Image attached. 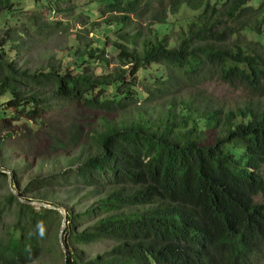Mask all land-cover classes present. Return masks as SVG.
<instances>
[{
  "label": "trees",
  "instance_id": "1",
  "mask_svg": "<svg viewBox=\"0 0 264 264\" xmlns=\"http://www.w3.org/2000/svg\"><path fill=\"white\" fill-rule=\"evenodd\" d=\"M98 1L105 5L94 15L100 21L88 23L93 39L67 54L64 71L20 68L24 45L12 47L14 59L5 52L16 33L0 41V133L10 118L43 127L62 102L100 114L136 107L133 118L102 124L93 156H78L75 169L54 159L20 191L74 202L60 264H261L264 204L255 198L264 197V110L216 108L190 91L214 80L264 89V0ZM13 9V0H0V15ZM6 199L17 209L0 239V264H51L41 260L59 246L61 214L11 191ZM101 242L111 245L90 250Z\"/></svg>",
  "mask_w": 264,
  "mask_h": 264
},
{
  "label": "rangeland",
  "instance_id": "2",
  "mask_svg": "<svg viewBox=\"0 0 264 264\" xmlns=\"http://www.w3.org/2000/svg\"><path fill=\"white\" fill-rule=\"evenodd\" d=\"M94 1L13 0V14H3L9 15V18L0 15V41H6L8 33H16L14 42H6L5 52L8 57L16 58L12 51L14 45H24L19 51L18 67L34 73L43 71L48 65H52L60 72L64 71L66 66L72 64V60L68 58L67 54L80 47L81 43L93 39L88 23L93 22V19H98L94 15L105 5L98 0L99 5H93ZM99 21L98 19L97 22ZM77 35L81 36L80 40ZM109 39V42H106V58L109 65L108 70H111L115 67L114 58L117 54L110 49L112 41H115V36L109 35ZM104 71L106 69L102 67L93 69L94 74H102ZM129 80L131 81V78ZM137 88L136 95L139 101H143L144 97L140 92L144 91V88L141 84ZM197 88V91L191 90L190 93L195 96L198 95L197 93H202L216 108L236 110L249 105L264 110V89L259 92L245 88L235 89L216 80ZM158 105L153 106L157 107ZM135 109L136 107L133 105L126 112L100 114L83 111L74 104L62 102L54 107V113L51 116L40 120L49 127L47 131H41L42 128L45 129V126L42 127L38 123L37 125L27 123L28 127L24 129L22 121L12 122L11 118L3 121L6 128L0 133L2 142L0 163L3 166L2 170H5L9 176L10 182L4 179L0 180V239L4 236L6 226L12 224L15 219L17 205L15 202L8 204L6 199L11 189L17 200L38 201L28 195H20V191L30 178L39 175V169L44 173L50 171L49 163H52L54 159H57L62 167H68L70 162H74L71 165L75 169L80 161L96 153V138L97 134L103 131L102 124L107 121L131 119ZM73 123H76L77 126H74ZM29 129L32 136L22 134V130L29 132ZM6 134L11 136L7 137ZM78 156L80 161L77 163L75 159ZM24 165L28 169H23ZM20 169L22 172L19 171ZM60 170H64V168ZM261 174L264 176V166ZM14 176L18 181L14 182ZM47 199L46 203L50 205L56 201L61 202L58 208L63 214H66V208L74 203L68 201L66 196L61 193L49 194ZM255 201L264 204V197L260 195L255 198ZM53 229L56 230L55 225H53ZM65 240L66 236L63 234L64 246ZM109 245L111 243L101 242L90 250L98 252L106 249ZM64 249L66 250V247L63 248L59 239V246L57 245L55 251L50 254L51 259H42L41 263L49 260L51 264H55V262L60 264Z\"/></svg>",
  "mask_w": 264,
  "mask_h": 264
},
{
  "label": "water",
  "instance_id": "3",
  "mask_svg": "<svg viewBox=\"0 0 264 264\" xmlns=\"http://www.w3.org/2000/svg\"><path fill=\"white\" fill-rule=\"evenodd\" d=\"M1 173H6L5 171H1ZM8 182H10V178L8 177ZM11 191L14 193V191L11 189ZM15 194V193H14ZM17 198V197H16ZM21 203L23 204H26V205H29V206H32V207H35L36 209H39V208H44V209H49V210H56L59 212V214H61V216L63 217L62 218V222H61V230H60V233H59V239H60V242L63 246V248H65L64 244H63V234H64V231L66 229V226H67V221H65V214H63L62 212L59 211V208L57 206H52V205H49V204H46V203H43L41 201H31V200H20L18 199ZM65 250V249H64ZM65 253V258H67V255H66V250L64 251Z\"/></svg>",
  "mask_w": 264,
  "mask_h": 264
},
{
  "label": "clouds",
  "instance_id": "4",
  "mask_svg": "<svg viewBox=\"0 0 264 264\" xmlns=\"http://www.w3.org/2000/svg\"><path fill=\"white\" fill-rule=\"evenodd\" d=\"M44 203V202H43ZM65 216H66V214H65ZM67 227V226H66Z\"/></svg>",
  "mask_w": 264,
  "mask_h": 264
}]
</instances>
